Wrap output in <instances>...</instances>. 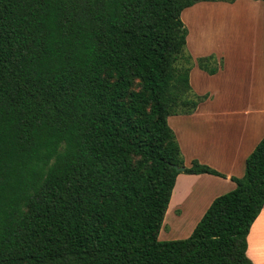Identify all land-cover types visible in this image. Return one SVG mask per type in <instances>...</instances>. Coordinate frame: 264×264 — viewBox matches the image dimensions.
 I'll return each mask as SVG.
<instances>
[{
    "label": "trees",
    "instance_id": "obj_1",
    "mask_svg": "<svg viewBox=\"0 0 264 264\" xmlns=\"http://www.w3.org/2000/svg\"><path fill=\"white\" fill-rule=\"evenodd\" d=\"M203 1L0 0V264H252L264 136L187 237L158 239L179 173L224 177L185 166L167 120L206 98L180 18Z\"/></svg>",
    "mask_w": 264,
    "mask_h": 264
},
{
    "label": "rangeland",
    "instance_id": "obj_2",
    "mask_svg": "<svg viewBox=\"0 0 264 264\" xmlns=\"http://www.w3.org/2000/svg\"><path fill=\"white\" fill-rule=\"evenodd\" d=\"M236 15L238 16L235 17ZM180 18L187 30L184 53L191 56L190 83L195 85L198 78L197 74L201 72L196 63L198 57L212 54L219 68L223 67V60L216 57V52L223 51L226 71L229 73L226 82L221 81L220 86L217 80L209 83L207 81L196 83L202 88L211 85L209 88L212 87L218 95L217 99L216 96L214 97V103L205 104L193 115L175 114L168 117V124L177 137L184 163L188 164L197 154L201 156L213 154L214 146L211 145V141L214 134L227 130L231 124H235L233 116H224L223 118L219 116L226 114L225 110H219L220 99L223 96L225 98V92L228 97L233 92L232 80H230L233 68H229L231 64L228 63L233 62L232 58L239 47L246 49L251 45L257 21L260 22L262 30L264 2L261 0L197 2L184 9ZM256 18L258 19L256 20ZM205 96L206 98L202 101L212 99L209 94ZM186 175L184 173L179 174L171 206L164 216L158 234L159 240L187 237L204 211L206 201L212 198L216 192L228 190L227 185L223 182L208 181L204 177L193 179ZM190 185H195L200 190H195L191 195L190 193L185 194ZM189 195L190 197H188ZM178 205H181L183 209Z\"/></svg>",
    "mask_w": 264,
    "mask_h": 264
},
{
    "label": "crops",
    "instance_id": "obj_3",
    "mask_svg": "<svg viewBox=\"0 0 264 264\" xmlns=\"http://www.w3.org/2000/svg\"><path fill=\"white\" fill-rule=\"evenodd\" d=\"M257 19L258 18H256V20ZM233 20H235V18H233ZM259 23L260 22L258 21L255 23V34L252 39L253 42L251 41V45L246 49L239 47L232 58L233 62L228 63L231 64L229 68H233L232 76H230L233 92L229 97L226 96L225 92V98L223 96L220 99L221 104H219V110H225L226 114H221L219 116H222L221 118L224 116H233L235 118V124L230 125L232 128L229 126L227 130H222L221 132H216L214 134L211 141V145L214 146L213 154L209 156H201L197 154L198 156H194L195 158H192L188 164L184 163L185 166H189L190 162L195 159L222 173L224 177L206 173L187 174L186 176L193 179H201L204 177L208 181L223 182L228 187V190L225 192L235 187V184L230 180V177H241L243 175L246 157L253 150L258 141L264 136V24L262 25L261 30V25ZM238 38L239 37L237 36V39ZM226 53L228 54V52ZM216 55V57L222 58L224 63L223 67H220L213 75H209L200 69L201 72H198L197 74L198 78L196 83H198V81H207L209 83L217 80L220 86L221 81L226 82V77L229 76V73L226 71L225 55L223 54V51L219 53L216 52ZM190 82L189 72V83ZM196 83L195 85L190 83L192 93L199 96L209 94L210 97L212 96V99H207L198 103L194 111L187 115L195 114L200 107L205 104L214 103V97L216 96L217 99L218 96L212 87L209 88L211 85L202 88ZM257 97H259V100H257ZM179 174L176 176L166 212L171 206L174 197L173 194L177 188ZM195 190L199 191L200 188L195 185H190L185 194L190 193L191 195ZM225 192L220 191L213 194L212 198H209L206 201L204 211L213 198ZM190 195L188 197H190ZM178 207L182 206L178 205ZM246 243V255L251 260L252 264H264V206L250 227L246 237Z\"/></svg>",
    "mask_w": 264,
    "mask_h": 264
},
{
    "label": "water",
    "instance_id": "obj_4",
    "mask_svg": "<svg viewBox=\"0 0 264 264\" xmlns=\"http://www.w3.org/2000/svg\"><path fill=\"white\" fill-rule=\"evenodd\" d=\"M175 168H176V170H178V171H183V170H184V167H177V166H175Z\"/></svg>",
    "mask_w": 264,
    "mask_h": 264
}]
</instances>
